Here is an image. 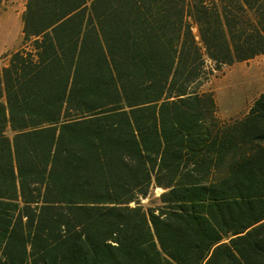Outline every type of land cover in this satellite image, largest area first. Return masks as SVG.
<instances>
[{
  "label": "trees",
  "instance_id": "1",
  "mask_svg": "<svg viewBox=\"0 0 264 264\" xmlns=\"http://www.w3.org/2000/svg\"><path fill=\"white\" fill-rule=\"evenodd\" d=\"M0 72V264H264V0H26Z\"/></svg>",
  "mask_w": 264,
  "mask_h": 264
},
{
  "label": "rangeland",
  "instance_id": "2",
  "mask_svg": "<svg viewBox=\"0 0 264 264\" xmlns=\"http://www.w3.org/2000/svg\"><path fill=\"white\" fill-rule=\"evenodd\" d=\"M24 7L25 0H5L3 10L6 13L21 14ZM9 30L12 41L18 34L17 25L0 24L2 34L4 32L7 35ZM207 89L215 93L222 119L244 116L254 100L264 91V56L224 67L213 77Z\"/></svg>",
  "mask_w": 264,
  "mask_h": 264
},
{
  "label": "crops",
  "instance_id": "3",
  "mask_svg": "<svg viewBox=\"0 0 264 264\" xmlns=\"http://www.w3.org/2000/svg\"><path fill=\"white\" fill-rule=\"evenodd\" d=\"M4 3L5 0H0V24H7L8 26L17 25L18 34L17 37H13L11 41L10 40L11 30L7 31V35H4V32L3 34L0 32V72L3 70L5 66L9 64L10 55L24 46L23 12L21 14L6 13L3 10ZM4 100H5V96L2 95V97H0V101H4Z\"/></svg>",
  "mask_w": 264,
  "mask_h": 264
}]
</instances>
